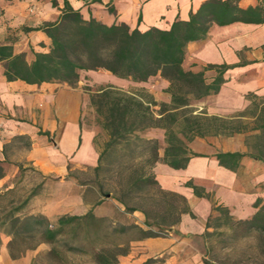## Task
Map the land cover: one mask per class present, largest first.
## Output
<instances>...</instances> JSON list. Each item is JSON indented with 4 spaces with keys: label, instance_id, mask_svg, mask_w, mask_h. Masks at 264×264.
Listing matches in <instances>:
<instances>
[{
    "label": "trees",
    "instance_id": "trees-1",
    "mask_svg": "<svg viewBox=\"0 0 264 264\" xmlns=\"http://www.w3.org/2000/svg\"><path fill=\"white\" fill-rule=\"evenodd\" d=\"M48 1L57 11L56 17L26 29L41 30L49 38L46 51L30 48L32 59L28 60L25 52L15 51L13 42L0 43V63L6 81L21 80L28 84L58 82L74 86L81 72L103 70L116 78L132 82H145L157 74L169 82L166 88L170 94L169 103L156 101L144 87L124 90L111 83L88 94L97 123L108 136L99 152L94 171L98 174L102 161L113 154L126 162H133L146 154L148 169L143 165L125 167L128 168L125 169L128 171L126 183L121 186L115 199L126 212L138 210L143 213L146 228L136 224L132 226L140 234L139 239L157 237L164 232L160 226L166 221H151L146 208L130 205L127 200L135 195L149 194L153 187L165 197L178 196L159 187L152 166L160 161L172 169H184L192 157L200 156L188 148L187 144L194 138L240 130V124L231 120L208 115L204 111L194 113L192 101L217 93L224 82L223 73L229 66L209 65L217 70L213 79L206 82L202 72L183 68L186 46L189 42L203 39L213 24L222 26L237 21L263 23L264 5L257 3L243 9L238 5L239 0H205L195 11H190L188 19L175 18L167 29L149 27L140 30L138 27L131 29L126 23L116 20L106 24L93 17L90 11L88 18H84L69 0H62V6L57 0ZM89 2L102 3V0ZM105 6L109 14H116L110 2ZM150 128L163 130L165 146L162 156L158 153L157 140L143 136L145 130ZM39 133L48 134L47 131ZM23 137L25 135L13 136ZM258 154L262 157L264 151ZM3 155L4 159H0V179L6 175L4 151ZM243 155L239 152H217L214 157L219 165L235 170ZM184 185L191 188L195 196L211 200L209 194L192 181ZM40 186L18 200L12 195L14 185L0 188V245L2 236L7 237L6 249L11 259L22 257L28 250H35L41 244H48L49 248L31 258L29 264H78L75 259L78 256L88 258L92 264H118V257L127 254L128 245L108 244L109 235L123 232L125 228H114L105 216H97L92 211L83 215L62 214L51 224L41 213L27 212ZM99 188L102 191V184ZM102 195L109 194L106 192ZM179 198L183 201L182 208L165 202L162 220L166 216L173 217L168 226L177 224L181 213L194 217L186 199L181 195ZM253 205L257 210L250 218L234 219L225 206L213 203L211 209L216 214L207 218L201 234L205 249L202 258L204 264H211L207 255L213 249L212 239L222 235L241 239L255 232L264 253V200L257 198ZM150 260L143 264H148Z\"/></svg>",
    "mask_w": 264,
    "mask_h": 264
},
{
    "label": "crops",
    "instance_id": "crops-1",
    "mask_svg": "<svg viewBox=\"0 0 264 264\" xmlns=\"http://www.w3.org/2000/svg\"><path fill=\"white\" fill-rule=\"evenodd\" d=\"M17 1L15 6L19 7V18L22 19L21 23L26 21L23 25L27 27H30V19L39 26L44 21L53 20L57 13L48 0ZM57 1L62 6V0ZM89 1L69 0L84 18H88L90 11L97 19L105 18L102 21L106 24L116 20L126 23L131 29L138 27L146 30L149 27L167 29L175 18L188 19L190 11H195L205 0ZM3 2L5 0H0V4ZM107 2L115 7V15L107 12ZM257 3L264 5V0L238 1L239 7L243 9ZM101 5V15L94 14L93 10ZM9 17L11 16L6 19ZM16 18L1 24L0 31L6 25L15 24ZM23 35V49L16 50L15 43L13 44L16 52H30V48L34 51L48 49L50 40L41 30H29L23 32ZM0 41L3 43L9 39L1 34ZM26 58L28 59L27 55ZM31 59L32 57L28 60ZM221 64L229 67L223 73L224 82L219 91L193 100L192 104L204 109L208 115L239 123L240 130L193 139L188 143V148L200 156L192 157L184 169H172L160 161L154 164L152 171L157 182L164 188L184 195L195 217H191L189 213L181 214L179 223L166 238L137 239L133 249L135 251L119 258L121 264H143L148 258H156L163 253L166 255L160 264H204L202 258L205 249L201 234L205 221L210 215H215V212L211 209L210 200L195 196L192 189L184 185L187 181H192L206 193H210L216 204L225 206L234 219L250 218L257 210L253 205L255 200H264V155L259 157L258 154L259 151H264V22L254 24L237 21L222 26L213 24L203 39L187 44L183 68L202 72L206 82L213 79L217 70L209 65ZM2 69L0 63V159H4L3 137L25 135L31 141L26 159L32 165H37L38 171L45 178L50 176L64 183L69 165L94 168L101 150L94 138L101 132V128L83 124L81 109L89 101L88 94L83 90V85H86L84 77L95 71L81 72L79 81L74 86H69L58 82L28 84L21 80L6 81ZM101 73L107 79L106 83L118 87L125 84L141 86L156 101L170 102V94L166 91L169 82L159 74L149 77L145 82H132L116 78L107 71L102 70ZM44 131L48 134L39 133ZM143 136L158 141V153L162 156L165 146L163 130L150 128L145 130ZM48 138L52 140V145L46 143ZM217 152H239L244 155L237 168L230 170L218 164L214 157ZM90 187L89 200L83 192L77 190L70 198L65 199L71 201L72 206L58 214L81 215L91 211V206L102 197L96 186ZM80 208H83V212L79 211ZM132 215L139 218L135 224L145 229L141 213L134 211ZM174 230L183 237L176 238L172 234ZM5 247L0 245V264L30 263L31 258L27 252L22 257L11 259ZM137 251L141 253L140 256Z\"/></svg>",
    "mask_w": 264,
    "mask_h": 264
},
{
    "label": "rangeland",
    "instance_id": "rangeland-1",
    "mask_svg": "<svg viewBox=\"0 0 264 264\" xmlns=\"http://www.w3.org/2000/svg\"><path fill=\"white\" fill-rule=\"evenodd\" d=\"M17 3V0H5V2L0 4V25L7 23V21L17 17L15 24L6 25L3 31H0V37L1 34L3 37L7 36L9 41L15 43V49L19 50L23 49V44L25 42L23 32H26V29L28 28L37 26L38 23H33V19H30V27L23 25L26 23V21L21 23L22 19L19 18V13L17 11L19 10V7L15 6ZM9 7L11 9H9ZM102 9L103 5L97 6V9L93 10V13L101 15L100 10L102 11ZM56 14L54 15V18L56 17ZM9 15L11 17L6 19V17L8 18ZM102 20H105V18H102ZM25 53L28 59L32 57V54L29 52V50H27ZM101 72L102 70L95 71V73L91 72L90 75H86L84 77L86 80V85H83L84 93L89 94L90 91H94L100 86L108 84L106 83L107 79ZM137 87L141 86L125 84L121 88L128 90ZM191 106L195 108L194 113H198L200 111L206 112L204 109H199L193 104H191ZM81 112V121L83 124L90 127L101 128L97 123L94 108L90 105L89 101L88 103L82 105ZM107 138V134L101 128V132H98L95 135L94 142L99 148L102 149ZM52 139L54 140V136H52ZM2 141V152L4 151L6 154L7 164L6 175L0 180V188H4L8 185H14L12 195L18 200L25 197L32 189L41 184L38 190L39 193L31 200L27 212L41 213L49 219L51 224H54L56 217L59 216L58 213L72 206L71 201H67L65 199L70 198L72 194L79 190L80 193L83 192V195L89 200V196L91 194L90 185L96 186L102 199L91 206V211L97 216L107 217L112 222L114 228H125L123 232H113L111 235H109L107 238V241L109 242L108 244H123L124 246L128 245L129 249L127 253L130 251H135L133 250L134 247H136L135 241L139 239L140 234L132 226L139 220V218L136 215H132L133 212H126L124 207L116 201L115 196L118 194L121 186L126 183L128 171L125 169L128 168L125 167H128L129 165H133V167H139L143 165L145 169H148L149 163L146 162V154L138 157L133 162H126V160H121L119 157H116L115 154H113L111 158H105L102 161L101 169L99 170L98 174L94 171V168L91 167H75L73 165H69L67 174L65 175V182L63 183L58 182L57 179L50 178V176L45 178L41 173H39L37 165H32L31 161L26 159V156L31 148V141L27 136L23 138L5 136L2 138ZM46 143L52 145V140L48 138L46 139ZM158 145L160 148L159 143ZM118 154L119 153L116 152V155ZM19 168H22L21 172L19 171ZM54 175L55 173L52 174V176ZM100 184L103 186L102 191L99 188ZM158 185L161 189L174 192L178 196L172 195L165 197V195H162L157 191L158 189H156V187H153L149 194L145 193L144 195H135L131 197V199L127 200L130 205H142L144 208H146L151 215V221L156 219L161 223L166 221L160 226L163 228L164 232L157 236L159 238H166L172 231V228L177 224L168 226L173 217L166 216V219L162 220L163 215H165V202H172L178 208H182L183 201L179 198V195L183 196L185 199L186 197L179 192L162 187L159 183ZM102 192H108L109 195L104 196L102 195ZM208 194L211 199L210 201H212L211 206H213V203L216 204V202L213 200V196L210 193ZM79 211L83 212V208H80ZM140 216V218L143 220L142 225H144L145 217L143 213H141ZM172 234L175 235L176 238L183 237V235H181L177 230H174ZM189 238L193 239L194 237L189 236ZM7 240V237L2 236V248L6 246ZM212 243L213 249L207 255L211 264H264L263 248L261 247L259 237L255 232H251L247 237L241 239H236L227 235H222L221 237L217 236L216 238L212 239ZM158 246L159 245H157V247ZM48 248V244H41L35 250H28L27 255L28 257L33 258L39 253L46 251ZM137 252L138 256H140L141 253H139V251ZM165 255L166 253H163L161 256L156 258H148L151 259L148 264H160ZM122 256L124 255L118 257V264H121L119 258ZM75 259L78 264H92L90 260L85 257L78 256Z\"/></svg>",
    "mask_w": 264,
    "mask_h": 264
}]
</instances>
